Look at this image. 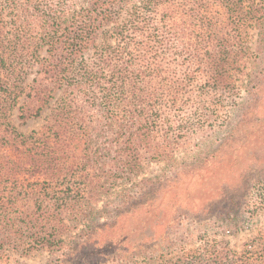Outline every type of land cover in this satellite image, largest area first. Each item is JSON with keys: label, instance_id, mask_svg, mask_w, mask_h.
I'll return each instance as SVG.
<instances>
[{"label": "trees", "instance_id": "16d2710c", "mask_svg": "<svg viewBox=\"0 0 264 264\" xmlns=\"http://www.w3.org/2000/svg\"><path fill=\"white\" fill-rule=\"evenodd\" d=\"M251 1L0 0V97L15 101L18 93L13 95L12 86L18 82L12 80H24L33 68V84L18 89L24 95L20 118L42 117L53 104L59 109H53V122L43 132H18L14 137L20 139L16 141L20 150L25 147L23 159L13 160L14 168L0 167V177L7 176L0 190V264H9L2 242L10 240L7 230L16 219L14 212L25 215L31 242L52 251L48 264L91 263L90 251L81 249L94 245L95 234L82 236L85 245L63 249L62 228L54 223L55 217L68 213L71 197L112 181V171L134 168L143 151L150 149L158 158L168 154L170 137L164 123L171 119L161 107L166 102L178 106L187 84L185 78L173 79L177 62L188 56V68L199 60V67L205 65L211 73L222 70L215 58L229 54V41L242 40L248 16L253 17ZM171 69L173 73H168ZM207 73L208 84L224 83L222 74ZM80 96L83 110L73 111L72 102ZM5 118L0 101V119ZM69 151L74 161L65 168L62 156ZM37 174L57 176L65 184L54 194L56 213L52 205L54 212L46 211L50 215L38 214L52 200L45 201L41 190L21 182L22 176ZM69 183H76L73 193ZM29 186L38 192H25ZM26 197L34 199L35 207L22 211L18 202ZM40 217L46 218L42 230ZM257 239L259 248L250 254L218 250L215 242L198 255L185 259L174 255L158 264H264V234ZM114 252L107 251L104 257Z\"/></svg>", "mask_w": 264, "mask_h": 264}, {"label": "rangeland", "instance_id": "374dc122", "mask_svg": "<svg viewBox=\"0 0 264 264\" xmlns=\"http://www.w3.org/2000/svg\"><path fill=\"white\" fill-rule=\"evenodd\" d=\"M251 3L253 17L248 16L242 40L229 41V54L215 58L216 66H224L222 70L211 73L207 66L199 67V60L188 68V56L177 62L178 75L173 79L185 78L187 84L178 106L166 102L161 107L171 119L164 123L170 137L168 154L158 158L150 149L143 151L136 156L134 168L112 171V181L95 184L79 198L71 197L67 214H54V223L62 228L63 249L85 245L82 236L87 232L96 239L92 247L81 249L90 251V264H158L174 255L184 259L198 255L215 242L218 250L230 254L232 250L250 254L259 248L257 238L264 234V0ZM201 60L206 62L203 56ZM207 72L222 74L224 83L210 79L208 84ZM34 78L35 69L30 68L24 80H12L18 82L12 86L13 95L18 93L15 101L0 97L6 117L0 119V167L14 168L13 160L23 159L25 147L20 150L16 144L20 139L14 137L18 132H43L53 122V109L59 110L53 104L42 117L20 118L24 95L18 89L29 88ZM81 98L72 102L73 111L83 110ZM161 144L167 142L161 140ZM62 157L65 168L74 161L71 151ZM6 178L0 177L1 191ZM20 179L41 190L45 201L52 200L38 214L50 215L46 211L54 212L52 205L55 213L59 210L54 194L62 192L65 184L57 176ZM75 185L69 183L72 193ZM32 187L25 192L37 193L30 191ZM29 205L35 207L33 198L19 199L20 210ZM13 216L16 219L7 230L10 240L2 242L9 264H48L52 251L31 242L25 215L14 212ZM45 220L39 218L41 230ZM104 223L109 227L98 229ZM110 250L115 252L104 257Z\"/></svg>", "mask_w": 264, "mask_h": 264}]
</instances>
